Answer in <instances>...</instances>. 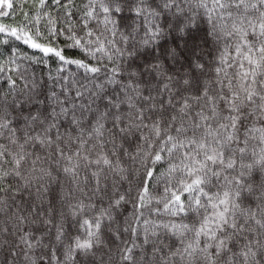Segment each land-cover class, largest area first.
Returning a JSON list of instances; mask_svg holds the SVG:
<instances>
[{
	"label": "snow or ice",
	"instance_id": "snow-or-ice-1",
	"mask_svg": "<svg viewBox=\"0 0 264 264\" xmlns=\"http://www.w3.org/2000/svg\"><path fill=\"white\" fill-rule=\"evenodd\" d=\"M0 264H264V0H0Z\"/></svg>",
	"mask_w": 264,
	"mask_h": 264
}]
</instances>
